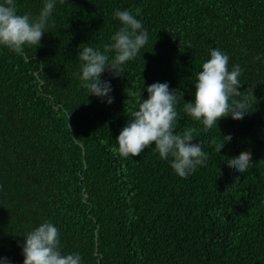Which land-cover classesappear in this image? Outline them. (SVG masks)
Masks as SVG:
<instances>
[{"label":"trees","instance_id":"trees-1","mask_svg":"<svg viewBox=\"0 0 264 264\" xmlns=\"http://www.w3.org/2000/svg\"><path fill=\"white\" fill-rule=\"evenodd\" d=\"M14 3L35 18L44 0ZM117 9H140L149 39L122 76L102 73L108 104L81 86L78 52L112 43ZM211 48L241 66L238 90L256 98L242 120L204 131L183 104ZM156 82L183 92L176 132L194 128L208 155L187 177L154 144L111 151ZM222 135L232 139L219 152ZM243 151L253 163L240 173L226 161ZM45 221L82 264H264V0H56L39 46H0V264H24V236Z\"/></svg>","mask_w":264,"mask_h":264},{"label":"clouds","instance_id":"clouds-1","mask_svg":"<svg viewBox=\"0 0 264 264\" xmlns=\"http://www.w3.org/2000/svg\"><path fill=\"white\" fill-rule=\"evenodd\" d=\"M63 3V0H60ZM56 0H44L38 16L18 14L14 0H4L0 3V46L7 47L15 53H21L25 45L39 46L43 34L49 25L50 16ZM141 13L135 10L114 12L122 27L111 37L112 43L105 44L103 51L93 47H84L78 52L81 62L79 79L82 87L89 95L101 98V101L111 104L114 97L110 81L102 80L106 70L113 76L123 73V65L134 59L147 44L149 34L140 20L136 18ZM210 59L202 63V71L197 74L194 85V101L183 104V112L204 126L208 131L218 124L221 118L231 116L233 120H242L251 111L254 98V86L245 91L240 76L243 69L239 64L229 70V57L219 48H211ZM109 53H114L110 58ZM256 60H260L258 55ZM148 97L138 102V109L132 112V118L124 126L116 139L118 147L111 151L121 157H137L149 146L155 145V150L162 159L171 157V167L180 177H187L198 166H204L208 155L202 150L201 143H193L194 128H185L176 132L178 118L177 104L183 99L179 89L170 90L167 82H156L147 86ZM223 143L216 144V150L221 151L224 145L231 141V135L223 136ZM229 168L244 173L253 163L252 152L243 151L238 156L227 158ZM239 177L236 178L237 182ZM22 255L24 264H82L81 255L76 253L62 254L59 229L51 222L45 221L24 236ZM3 264H9L7 258Z\"/></svg>","mask_w":264,"mask_h":264}]
</instances>
